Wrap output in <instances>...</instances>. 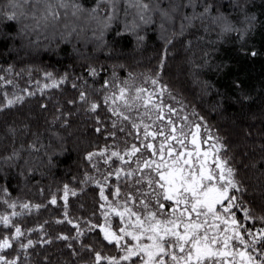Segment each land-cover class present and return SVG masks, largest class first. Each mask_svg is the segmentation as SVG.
<instances>
[{
  "label": "trees",
  "instance_id": "obj_1",
  "mask_svg": "<svg viewBox=\"0 0 264 264\" xmlns=\"http://www.w3.org/2000/svg\"><path fill=\"white\" fill-rule=\"evenodd\" d=\"M64 2L67 7L59 0H13L11 6L0 0V12L16 14L14 20L0 15V75L18 84L39 81L46 73L58 81L67 76L59 87L0 111V188L7 190L0 200L15 202V211L23 213L11 217L13 209L0 202V214L25 233L20 241L34 242L23 250L13 243L0 255L18 256V264H94L93 252L120 255L99 228L102 200L95 181L102 182L107 170L98 171L95 160L86 157L106 148L123 151L125 141L140 146L131 122L113 114V109L125 111L121 102L106 103L105 97L118 95L116 86L124 82L135 88L149 78L166 89L168 105L186 106L191 117L196 112L215 131L226 148L223 156L248 189L241 194L244 203L252 215L264 216V0H193L194 8L188 0H111L96 13L91 9L97 0ZM49 4L58 17L44 20ZM206 5L212 10L201 16ZM228 26L239 31H225ZM252 50L256 57L245 54ZM10 90L8 84L0 87V93ZM81 91L86 101L79 100ZM6 99L0 95V105ZM92 103L98 105L95 111ZM142 111L125 114L139 123ZM143 119L151 124L148 116ZM65 185L77 193L70 191L66 204ZM23 203L41 207L25 210ZM14 232L0 225V237L11 239Z\"/></svg>",
  "mask_w": 264,
  "mask_h": 264
},
{
  "label": "snow or ice",
  "instance_id": "obj_2",
  "mask_svg": "<svg viewBox=\"0 0 264 264\" xmlns=\"http://www.w3.org/2000/svg\"><path fill=\"white\" fill-rule=\"evenodd\" d=\"M29 2L32 0H25V3ZM34 2L38 4L41 0ZM110 2L111 0H97L91 11L93 13L104 11L100 5ZM12 3L13 0H10V6ZM59 6L67 7L64 0H59ZM188 6L195 7L193 0H188ZM74 7L81 10L78 4ZM139 7L147 10L149 4L140 3ZM211 10L212 6L206 5L201 16L209 14ZM45 11L47 14L42 17L44 20L49 16L58 17V13L50 4ZM0 15L9 20L16 19L15 12L11 14L0 12ZM111 19L112 16L108 15L107 20ZM249 19L254 20L255 17ZM225 31L239 30L228 26ZM246 34L240 33V38ZM245 54L257 56L255 50ZM7 71L10 73L12 69L8 68ZM89 71L91 75H96L95 69ZM45 76L51 83L44 84V88H57L67 80L66 75L59 81L53 78L52 73H46ZM12 83V80H6L0 75V87ZM151 84L157 85L158 80H151ZM236 86L239 87V84ZM72 87L75 88L76 85L73 84ZM116 87L118 95L113 92L111 96H106V103L111 100L116 104L119 100L120 106L127 112H132L137 107L144 108L145 112L137 123L125 114V111L112 110L114 115L131 122V127L136 129L137 138L140 140L139 147L136 144L129 145L125 141L123 152L109 151L106 148L99 153H89L86 157L91 161L93 157L99 155L104 158L105 164L110 165V170L104 173L103 182L95 181L100 199L104 201L100 207L105 209L101 213L105 218V225H100L99 228L103 233V239L109 244L114 243L120 253L119 256L108 257L102 256L98 251L93 252L94 264H101V261L105 264H264V216L252 215V210L244 203L241 194L246 193L248 189L236 178V170L229 163L230 158L221 155L226 148L220 142V138L213 137L205 128L204 138L201 140L200 124H178L173 121L172 115L176 110L163 105L162 100L159 103L154 102L155 93L148 92L144 87L133 88L127 82H124L122 87ZM165 90L161 89V94ZM24 91L27 92V89ZM145 93L146 96L143 95ZM27 94L35 95L34 92ZM0 95L7 97L8 94L3 92ZM23 99V96L6 99V103L0 105V111L23 102ZM79 100H87L83 91L80 92ZM137 101H140L139 106L136 104ZM149 105L156 113L151 124L144 123L143 119L144 116H148L151 120ZM97 107V104L92 103L90 110L95 111ZM164 107L167 108V118L163 111ZM182 119L187 121L188 117L184 116ZM158 122L165 123L161 125ZM120 130L124 131L123 128ZM96 131L99 132L101 129L98 127ZM110 135L115 136V133ZM202 144L208 146L206 150L202 149ZM113 158L118 162L115 168H111ZM124 165L128 167L125 168ZM93 167L96 165L93 164ZM110 177H115L118 181L112 186L113 191L110 193L114 197L113 200H109V196L105 195V187L109 185ZM121 184L125 185L123 193ZM70 191L73 196L77 195L75 190H70L65 185L62 197L65 204ZM0 192L7 190L0 188ZM0 202L13 209L11 217L23 214L15 211L17 208L15 202H10L7 198ZM50 203L53 205L57 203L55 196ZM19 206L25 210L41 207L30 206L28 203ZM233 209L242 212V220L236 218V211ZM109 215L119 218L120 226L115 231L108 221ZM248 221H252L253 224L258 221L262 226L249 227ZM0 225L15 229L11 239L0 237V252L11 249L13 243H18L22 250L34 246L30 239L26 243L20 241L25 233L13 224L9 215L0 214ZM96 227L97 225H92L93 229ZM80 235L82 233L78 232L77 238ZM59 238L69 239L67 236ZM87 250L93 251L90 247ZM18 261V256L8 259L5 255H0V264H18Z\"/></svg>",
  "mask_w": 264,
  "mask_h": 264
},
{
  "label": "rangeland",
  "instance_id": "obj_3",
  "mask_svg": "<svg viewBox=\"0 0 264 264\" xmlns=\"http://www.w3.org/2000/svg\"><path fill=\"white\" fill-rule=\"evenodd\" d=\"M81 24L82 25L84 24V27H85V22H82ZM68 26H70V25H68ZM102 26L103 25H101V27ZM80 29L84 30L83 27H80ZM151 80H153V79H150L149 78L146 81L142 82L137 87H144L145 89H147L148 92H154L155 93V95L153 96V101L154 102L159 103L162 100L163 101V105L170 106V105H168L166 103V101L164 99V96H163L164 95V91L161 94V91L160 90L163 89L162 86L159 83L157 85H152L151 84ZM26 83L27 84H18V83H14L13 82L12 84L8 85V87L11 89L10 90L11 92L8 94L7 99H15V96H23V97H26L28 95L27 92H34V93H36V92H39V91L47 90L49 88H44L43 86L46 83L50 84L51 83V80H49L48 78H46L44 76L39 81H33V80L29 81L28 80ZM25 89H27V92L24 91ZM143 95L146 96V93L143 94ZM138 103H140V101H138ZM174 109L176 110V112H175V114L172 115V119H173V121L177 122L178 124H184V123L191 124V123H196V124H200L201 125V132H200L201 140H203V138H204L205 128L208 130V132L213 137H219L215 133V131L211 127H209L199 115H197L196 112H194V111L192 112V115L193 116L196 115V117L194 116L195 118H192L193 116L192 117L190 116L191 113L190 114L188 113V109L186 108V106H180V107H177V108H174ZM163 111L165 113V117L167 118V115H168L167 108L164 107ZM142 112L143 113L145 112V109L144 108H143V111ZM149 112H150V115H151V119H152L151 120V123H152V121L155 120L156 113H155V111H152L151 110V105H149ZM184 116H187L188 117V120L187 121H183L182 117H184ZM202 121L204 122V124L202 123ZM165 122H158V123H161V125H163V123H165ZM189 139H190V137H189ZM220 142L222 143V140L221 139H220ZM207 147H208L207 145H203L202 144V149H205L206 150ZM108 150L109 151H121L119 149H117V150L108 149ZM100 151H102V150H99L96 153H99ZM121 152H123V151H121ZM105 155H107V153ZM221 155L223 156L222 152H221ZM125 159H128V157H125ZM93 160H95V163L94 164L96 165V168L99 169V171L101 170V168H103L104 170H107V171L110 170V165L105 164L104 163V158L100 157L99 155L93 157ZM117 164H118V162L115 160V158H113V160L111 161V168L117 167ZM124 167L127 168L128 165H124ZM117 183H118V181L115 179V177L109 178V185L105 187V195H108L109 196V200H113L114 199V197L112 195H110V193L113 191L112 186L113 185H116ZM121 191H123V190L121 189ZM103 203H104V201L102 200V204ZM104 211H105V209H102V212H104ZM233 211H236V210H233ZM240 213L242 214V212L236 211V218L238 220H240V218H239V214ZM102 217L103 218H102L101 225H105V218H104L103 215H102ZM242 219L243 218H241V220ZM108 221L111 223V226H112V230L113 231L117 230L118 227L120 226L119 218L118 217H115L114 215H109Z\"/></svg>",
  "mask_w": 264,
  "mask_h": 264
},
{
  "label": "bare ground",
  "instance_id": "obj_4",
  "mask_svg": "<svg viewBox=\"0 0 264 264\" xmlns=\"http://www.w3.org/2000/svg\"><path fill=\"white\" fill-rule=\"evenodd\" d=\"M179 93V92H178ZM173 94V93H172ZM182 96V95H181ZM180 100V99H179ZM190 102V101H189ZM189 107V106H188ZM198 111V110H197ZM100 214V213H99Z\"/></svg>",
  "mask_w": 264,
  "mask_h": 264
}]
</instances>
